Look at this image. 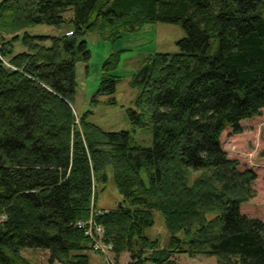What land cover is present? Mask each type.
<instances>
[{"label":"trees","instance_id":"16d2710c","mask_svg":"<svg viewBox=\"0 0 264 264\" xmlns=\"http://www.w3.org/2000/svg\"><path fill=\"white\" fill-rule=\"evenodd\" d=\"M68 9L71 35L25 30L59 26ZM99 20L114 27L111 39L159 20L185 31L179 52H155L134 74L139 112L127 113L133 124L149 114L151 146L88 121L90 111L74 112L75 64L90 58L83 36ZM16 40L27 50L14 53ZM118 53L104 61L97 94L114 92ZM263 107L264 0H0V264H28L22 247L46 249L48 264H90L76 222L89 217L109 165L121 200L98 220L115 258L126 250L130 264H177L174 254L184 252L264 264V220L240 210L257 175L220 141ZM154 210L169 233L166 248L144 233Z\"/></svg>","mask_w":264,"mask_h":264},{"label":"rangeland","instance_id":"374dc122","mask_svg":"<svg viewBox=\"0 0 264 264\" xmlns=\"http://www.w3.org/2000/svg\"><path fill=\"white\" fill-rule=\"evenodd\" d=\"M72 10L64 12L66 19L59 26L45 23L34 24L25 30L31 35H59L64 30L74 29L70 20ZM69 28V29H68ZM114 27L109 23L99 20L97 24L84 33L90 58L87 61H77L75 64V93L72 102L77 116L90 111L88 121L108 131L129 130L134 144L151 146L153 143V122L147 112L140 116V123L133 124L127 109L135 107V100L141 91V86L134 84V74L137 72L144 59L155 52L177 53L180 51L178 41L185 36L184 29L177 23L168 20H159L146 23L134 31H122L120 37L111 39L107 35ZM64 34L66 35V33ZM71 35V34H69ZM43 45L49 46L50 39H44ZM27 47L20 40L13 42V52L26 51ZM119 52L118 64L114 74L118 76L115 90L111 94H97L99 81L102 75L104 61L112 54ZM113 99L114 103L109 100ZM138 112L139 110L136 109ZM241 131L234 133L227 127L220 136L223 149L230 158L238 160L240 169L250 168L256 173L252 182L255 195L250 200L240 205L242 213L264 220V107L259 115L243 119L240 122ZM108 180L97 190L96 201L90 207L109 208L115 207L121 200V195L113 181L112 168L106 169ZM154 223L145 229V235L157 241V248H166L169 233L165 227L164 218L160 211H153ZM177 235L182 241H187L189 235L183 230ZM149 250L142 253V257L149 254ZM20 254L28 264H48L49 252L41 247H22ZM113 264H130L128 251H122L117 258L114 257L113 248L110 251ZM90 264L108 263L106 257L100 252L88 251ZM177 264H217L218 255L197 253L189 255L181 252L174 254ZM106 259V260H105ZM143 264H155L144 260Z\"/></svg>","mask_w":264,"mask_h":264},{"label":"built area","instance_id":"2783aa9c","mask_svg":"<svg viewBox=\"0 0 264 264\" xmlns=\"http://www.w3.org/2000/svg\"><path fill=\"white\" fill-rule=\"evenodd\" d=\"M65 33L66 35L72 34V30H68ZM106 212L107 210L104 208L91 207L89 217L85 220L77 221L76 226L82 229L84 235L87 236L92 250L102 253V255L107 258L108 263L113 264V259L109 254L113 248V244L105 239L104 226L101 221L98 220V218Z\"/></svg>","mask_w":264,"mask_h":264},{"label":"crops","instance_id":"0c3cea01","mask_svg":"<svg viewBox=\"0 0 264 264\" xmlns=\"http://www.w3.org/2000/svg\"><path fill=\"white\" fill-rule=\"evenodd\" d=\"M69 29V28H68ZM65 31V30H64Z\"/></svg>","mask_w":264,"mask_h":264}]
</instances>
